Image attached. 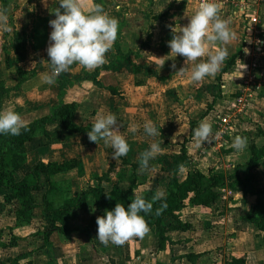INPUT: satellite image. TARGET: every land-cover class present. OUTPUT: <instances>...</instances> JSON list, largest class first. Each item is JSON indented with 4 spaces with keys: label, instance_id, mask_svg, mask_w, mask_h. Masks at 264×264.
<instances>
[{
    "label": "crops",
    "instance_id": "0c3cea01",
    "mask_svg": "<svg viewBox=\"0 0 264 264\" xmlns=\"http://www.w3.org/2000/svg\"><path fill=\"white\" fill-rule=\"evenodd\" d=\"M55 1L48 0V3ZM101 1L104 0H81L86 13L95 4H100L109 16L118 20L117 38L105 53L106 63L90 70L74 63L68 71L61 72L52 85L41 83L39 79L41 74L50 71V63L45 57L37 59L39 63L35 68L31 61L26 60L21 67L28 78L25 75V79H22L13 58V39L15 33H22V29L15 25L11 41H8L10 32L0 30V41L6 43L8 54L0 60V73L2 76L4 73L2 79L7 88L1 107L13 108L27 124L49 115L62 102L77 105L78 112L74 117L77 125L92 124L98 110L111 112L117 117L116 129L127 139L129 151L126 156L115 160L111 156L110 146L102 140L98 144L90 142L87 133L64 131L54 122L47 126L50 140L38 135L27 144L23 169L29 171L32 165L41 160H76L77 166L71 169L77 174L75 184L77 180L86 178L92 185H97V178L107 176L108 179L101 180L106 188L117 183L127 189L135 181L134 190L139 194L158 188L165 193L169 189L173 156L180 154L184 145L188 159L182 165V176L192 171L205 175H227L233 174L238 167L239 176L250 181L248 190H262L260 197L264 202V158L256 168L247 166L252 146L264 145V136L259 133L260 129H264V86L262 82L253 80L254 72L248 66L250 52L248 46H243L248 39L247 32L264 31V0H255L263 6L256 10H251L254 0H217L218 16L228 21L238 39L226 45L228 55L215 76H206L199 82L190 80L191 67L184 65V57H174L169 52L167 41L172 35L170 26L179 29L187 24L188 16L198 7L200 0H153V12H166L157 21H152L146 15L150 0H120L112 7L108 2ZM232 1L235 5L231 4ZM240 2L244 3L240 4L243 7L238 5ZM2 5L0 0V11ZM55 10L53 7L44 12L50 17L51 11ZM39 11L36 10L35 15H44L41 9ZM49 20L47 25L51 31ZM148 31L151 36L147 45L143 46ZM24 37V48H27L29 35ZM45 42L46 45L44 43L37 54H47L48 39ZM116 44L121 50L120 58ZM206 47L213 50L220 44L206 43ZM138 51L140 54L136 57L134 53ZM237 53L235 63L223 72L228 59ZM127 54H130V58L125 57ZM173 63L175 68L171 67ZM135 65L149 68L157 76L146 75L144 71L137 75ZM103 66L107 67L97 77L99 84L83 79L84 73H92ZM12 67L16 69L10 72ZM225 116L229 117L230 124L224 132L221 122ZM205 118L211 123L213 134L219 135L213 142L197 144L192 130ZM145 120H151L158 128L161 127L159 136L149 138L143 135ZM130 125H137L138 131L129 132ZM52 127L56 128L55 131L50 130ZM236 135L247 138V146L241 152L231 147ZM150 142H157L161 152L150 161L149 169L141 170L138 165L139 153ZM75 189L77 194L78 186ZM4 194L0 190V229L6 226L13 228L17 245L1 246L0 264L9 263L15 258L19 259L20 264L24 263L22 261H32L33 264H106L111 260L117 263L126 258L125 264H226L232 254H245L246 264H264V233L259 232L254 223L241 219L249 213L256 198L251 193L245 195L239 190L223 188L216 201L209 206L186 202L180 216L187 228L168 232L170 241L164 249L159 247L155 226L149 228L143 239L132 237L119 246L101 244L95 237L97 224L90 223V217L97 218L105 211L95 210L92 200L87 211L74 212L71 216L75 227L84 228L85 232L76 231L70 235L54 232L49 244L41 248L42 231L33 228L35 214L31 224L15 226V214L5 215L2 211ZM36 210L41 219H46L43 208L37 207ZM5 217L9 218L8 223L4 222ZM170 221L165 219L166 224ZM38 242L41 244L37 246ZM32 245L37 248L30 250ZM92 250L100 251V257L93 255ZM189 254L194 260L187 257Z\"/></svg>",
    "mask_w": 264,
    "mask_h": 264
},
{
    "label": "trees",
    "instance_id": "16d2710c",
    "mask_svg": "<svg viewBox=\"0 0 264 264\" xmlns=\"http://www.w3.org/2000/svg\"><path fill=\"white\" fill-rule=\"evenodd\" d=\"M3 6L6 7L8 0H1ZM149 11L146 13L147 17L152 21L162 19L166 14L155 13L152 10L153 0H150ZM151 36V32H147V41L143 43L146 46ZM13 49L15 53L19 49L24 48L26 38L20 34L15 33L13 39ZM245 43H243V46ZM118 58L121 57V50L116 44ZM19 53V52H18ZM140 52L134 53L139 57ZM238 53L228 59L222 71H227L235 63ZM17 59L22 60L21 54L17 55ZM130 58V54L125 56ZM22 79L27 75L23 72L20 65L16 66ZM98 68L92 73H84L83 79L91 80L95 84H99L97 77L102 69ZM144 71L146 75L157 76L156 72L143 68L142 66L135 65V74L139 75ZM220 80V78H219ZM7 88L5 81L0 79V107L2 98ZM78 112L75 103H61L56 106L52 112L44 117L34 120L27 124V130H21L19 135H0V190L5 192L3 197V209L10 206L7 211L15 214V226H24L31 224L34 210L40 206L35 200V195H41L42 208L47 219L46 229L41 233L43 237V244L40 246L45 247L49 244V239L52 233L58 232L61 235H70L76 231L85 232L86 229L71 227L70 218L74 212H85L89 209V201H93V207L98 211H105L111 209L115 204L122 203L127 205L133 198V190L135 188V181H132L130 187L127 189L122 188L119 184L115 183L111 187L106 188L102 185L99 178V184L92 185L90 181L81 179L78 184L77 194L65 199L61 203H55L53 197L58 195L59 187L56 180V175L59 173H66L77 166V161H64V162H45L38 161L32 165L29 171L17 175L22 171L26 162L27 144L38 136H48L47 126L51 123H58L62 130L68 132L84 133L91 129L92 124L86 126L77 125L74 122V117ZM259 133L264 136V129H260ZM95 143V142H93ZM264 158V145L261 147L252 146L251 155L247 162V166L251 169L258 167L260 161ZM188 157L186 154L185 146L181 147L180 154L173 156V169L170 174L169 189L165 192V200L167 207L163 209L158 215L156 209L161 206L162 201L157 200L153 203V209L150 213L143 214L149 228L155 226L157 228L159 237V247L164 249L168 243L169 237L167 233L174 230H183L187 228L181 220V211L185 207L186 202L198 206H209L219 197L223 188H228L232 191H242L245 195L251 193L256 198L252 203L251 209L248 214L241 217L242 220L252 222L256 225L259 232L264 233V202L261 199L262 190L256 189L253 191L248 190L249 179H242L238 174V167L233 174H210L205 175L200 171L189 172L185 177L180 174L179 166H182ZM106 179L107 176H104ZM154 190H148L141 195L146 200H151ZM170 219V223L166 224L165 219ZM96 222L94 216L90 217V223ZM13 228H11L12 231ZM37 232L36 234H39ZM17 238L11 236L8 243L2 244L3 247L16 246ZM187 257L194 260L189 254ZM197 257V256H196ZM126 259L115 262L111 260L106 264H125ZM247 256L245 254H232L226 264H246ZM4 264H20L19 259L15 258L9 263ZM23 264H33L28 261Z\"/></svg>",
    "mask_w": 264,
    "mask_h": 264
},
{
    "label": "clouds",
    "instance_id": "9594fccd",
    "mask_svg": "<svg viewBox=\"0 0 264 264\" xmlns=\"http://www.w3.org/2000/svg\"><path fill=\"white\" fill-rule=\"evenodd\" d=\"M83 7L81 0H57L54 18L49 20L51 31L46 49L50 71L40 75L41 83L54 84L56 77L61 72L68 71L74 63L85 70L95 69L106 63L105 53L117 38L118 20L109 16L100 4L92 6L87 13ZM218 8L217 0H200L198 7L188 16L187 24L179 29L170 26L172 35L167 41L169 52L174 57L179 55L185 58L184 65L191 67L192 82H199L206 76L214 77L228 55L226 45L238 39L228 21L218 16ZM7 20L6 11H0V30L10 31ZM213 42H219L220 47L209 50L206 43ZM249 42L251 43L250 40ZM256 43L261 41L257 40ZM202 57L206 59H200ZM164 62H161V66ZM171 67L175 68V64ZM116 123L117 117L113 113L98 110L91 129L87 131L90 142L98 144L102 140L110 146L111 156L115 160L126 156L129 151L127 139L117 131ZM160 129L161 127L158 128L151 120H145L142 125L143 135L149 138L159 136ZM21 130H27V123L21 114L11 107H0V135L15 136L19 135ZM128 131L136 133L138 126L130 125ZM192 132L197 144L213 142L219 135L213 134L211 123L206 118L200 120ZM246 146V137L236 135L232 139L231 147L235 151L241 152ZM160 152V145L150 142L148 147L139 153V168L149 169L150 161ZM179 171L183 172V166H179ZM132 196L127 205L117 202L114 207L105 209L104 214L96 218L95 237L101 244L111 243L119 246L132 237L143 239L149 232V227L142 213H150L153 203L157 200L162 201L161 206L156 209L157 215L167 207L166 202H163L165 193L159 188L151 200H146L135 190Z\"/></svg>",
    "mask_w": 264,
    "mask_h": 264
},
{
    "label": "rangeland",
    "instance_id": "374dc122",
    "mask_svg": "<svg viewBox=\"0 0 264 264\" xmlns=\"http://www.w3.org/2000/svg\"><path fill=\"white\" fill-rule=\"evenodd\" d=\"M119 1L120 0H104V1H101L100 3L108 2L109 7H112V5L115 2L117 3ZM225 1L227 2L229 0H225ZM242 2H240L238 5H240V4L244 5V3H242ZM231 4L235 5L233 1L231 2ZM251 4L253 5L251 10H256L257 7H258V9L263 8V6L255 0L253 2H251ZM53 7L56 9L57 0L55 2L50 3V4L48 3V0H13L12 3L9 2V4H7L6 7L3 6V8L1 9V11H6V14L8 17L7 23H8V26L10 28L8 41H11L12 38L14 37L13 29L16 28V26H19L22 29V33H21L22 36L29 35V37H28L29 44H28L27 48L19 49V51H18L19 53L17 52V54L16 53L13 54V58L16 59L14 62L15 66H18V65L23 66V63L26 62V60H28V61H31V63H32L31 65L34 66V68H35L39 63L37 61V59L45 57V60L48 61L47 60L48 59L47 54L39 55V54H37V52H40L41 51L40 48L43 47L42 45L44 43L46 45V43H47L45 41H47V39L49 37V33H50V31L48 29V25H47L48 20L52 16L55 15L54 11H51L52 14L50 15V17H47L45 15L44 11L45 10H52ZM241 7H243V6H241ZM234 8H235V6H234ZM39 9H41V11H42V13H44V15H40V16L35 15L36 10L38 13H40ZM241 10H243V8H241ZM247 35H248V39L244 43L246 46H248V51L250 52V58L251 59L249 62L250 65H248V66L254 72V75H252L254 78L253 80L255 82H262L263 83L262 86H264V31H258V32L253 31L251 33L247 32ZM249 40L251 41V43L249 42ZM257 40H260L261 43L257 44L256 43ZM6 47H7L6 43H2L0 41V60L1 61L4 57L8 56ZM18 54L22 55V57H23L22 60L17 59ZM16 68L12 67L10 72L14 71ZM17 71H16V74H17ZM47 71H49V69H47ZM13 74H14V72H13ZM7 75H9V71H7ZM3 77H4V73H3V76H2V73H0V79L1 80H3L2 79ZM26 78H28V75H26ZM55 129L56 128H54V127L50 128V130H52V131H55ZM43 138H44V140H50L49 135L43 136ZM59 163H61V162H59ZM27 171L22 169V171H19L17 173V175H20V174L25 173ZM76 178H77V174L75 173L74 170L68 171L66 173H59L58 175H56V180H57V184L59 187V193H58V195L53 197V200L55 203H61L65 199L76 195L75 187H77L78 184L81 182V180H77L76 181L77 184H75L74 180H76ZM103 178H104V180H106V178L104 176H103ZM83 179H86V178H83ZM97 180L99 181L98 178H97ZM35 200L38 204H40L39 207L42 208V201H41V195L40 194L35 195ZM10 208L11 207L8 206L5 209H3L2 210L3 213L5 215L12 214L9 211H7ZM36 209L34 210V214H35L36 218L33 221L34 222L33 228H35V230L39 229L40 231L43 232V230L46 229L47 220L45 218L41 219V216L39 214L37 215L38 211ZM75 218H76V216H75ZM4 222L8 223L9 218L5 217ZM73 222H74V220L71 217L70 218V226L71 227L75 226ZM45 223H46V225H45ZM11 236H13V232L11 231L9 226L2 227V229H0V242H2V244L7 243L10 240ZM39 244H41V242H38L37 246ZM1 246L2 245L0 244V248L3 247V246L2 247ZM37 246L35 247L32 245V247H30V250L34 247L37 248ZM91 252L96 257H100V255H99L100 251H93L92 250ZM22 262L25 263L27 261H22Z\"/></svg>",
    "mask_w": 264,
    "mask_h": 264
},
{
    "label": "built area",
    "instance_id": "2783aa9c",
    "mask_svg": "<svg viewBox=\"0 0 264 264\" xmlns=\"http://www.w3.org/2000/svg\"><path fill=\"white\" fill-rule=\"evenodd\" d=\"M222 130L225 132V131H227V129H228V126H229V124H230V119H229V117L228 116H225V117H223L222 118Z\"/></svg>",
    "mask_w": 264,
    "mask_h": 264
}]
</instances>
